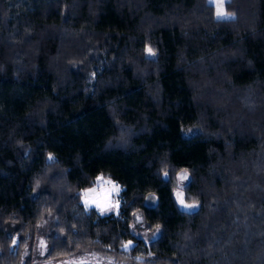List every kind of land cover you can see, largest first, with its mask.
Segmentation results:
<instances>
[{
	"label": "trees",
	"instance_id": "16d2710c",
	"mask_svg": "<svg viewBox=\"0 0 264 264\" xmlns=\"http://www.w3.org/2000/svg\"><path fill=\"white\" fill-rule=\"evenodd\" d=\"M224 7L0 0V264H264V0Z\"/></svg>",
	"mask_w": 264,
	"mask_h": 264
},
{
	"label": "rangeland",
	"instance_id": "374dc122",
	"mask_svg": "<svg viewBox=\"0 0 264 264\" xmlns=\"http://www.w3.org/2000/svg\"><path fill=\"white\" fill-rule=\"evenodd\" d=\"M207 2L209 4H211V5L214 6V8H215V18L217 19L215 0H211V2H210V0H207ZM225 2H226V0H224V4H225ZM224 9H225V7H224ZM225 12L227 13V18H223V19H219V20H225V19H229V18H232L233 17V15L230 14V13H228L226 10H225ZM183 174H186V173L185 172H181L179 174V178ZM185 180L186 179L181 180V183L185 182ZM106 181H111V180H108L106 178H98V180L96 182V186L94 188H92V189H95L96 190V193H90V190H92V189L85 190L83 192V202L85 201V198H86L85 197V193H90V196L88 197L90 199L92 195H95V194L100 193L104 188H111L112 185L118 186V184H116L113 181H111L112 184H106L105 183ZM118 187H119L120 191L118 193L113 192L112 195H111V201H112V203L113 204H116L118 202V207L112 208V209H110L108 211H104V212H101L100 211L99 213H101V215H108V214H111V213L116 214L118 212V208H119V195H120V192H121L120 186H118ZM178 193H182L181 186L180 185H179V188L176 189V191L174 193L175 198H176V201H177V204H178V206H179L180 209L188 212V211H192V210H194L196 208V204L191 205L192 207H185V205H190V204H187L185 202V200H184V205H182L180 203L179 199H178ZM183 199H184V197H183ZM86 206H87V208H90L91 206H94V204H90V205H86ZM46 230L47 229H45V231H44L45 233H46ZM132 231L137 236L143 238L145 241L153 240V239H155L158 236V231L148 232L145 229H142V228L137 227L136 225H133L132 226ZM131 246H132V244H131ZM46 251H47V247H45L44 245L42 246L41 242H39L38 245H37V249L35 251V255L37 256V258H39V260L37 261L36 264H81V260L80 259H78L76 261L75 260L74 261H68V260L67 261H63V260H59V261H54V262H44V261L40 260V258H42V256L44 255V253ZM98 263H100V260H96V259H93V258H91V259L88 258V259H85L84 260V264H98Z\"/></svg>",
	"mask_w": 264,
	"mask_h": 264
},
{
	"label": "snow or ice",
	"instance_id": "6c2138e0",
	"mask_svg": "<svg viewBox=\"0 0 264 264\" xmlns=\"http://www.w3.org/2000/svg\"><path fill=\"white\" fill-rule=\"evenodd\" d=\"M211 2V0H210ZM215 6H216V16L217 19H223L227 18V13L225 12L224 9V0H215ZM149 53L152 52L151 49L148 50ZM52 157L49 156V160H51ZM165 176H167V173H165ZM187 176L186 174L181 175L180 179L184 180L186 179ZM106 184H112L111 181H106ZM120 191L119 187L116 185H112L111 188H104L100 193L92 195L91 198L89 199L88 197L90 196V193H96L95 189L90 190V193H85V205H90L94 204L96 208H98L101 212L108 211L112 208L118 207V202L116 204H113L111 201V195L113 192L118 193ZM178 199L182 205H184V199H183V194L178 193ZM185 207H192L191 205H185ZM43 246V241L41 242ZM132 242L129 241L127 244L124 245L125 250H129ZM81 264H84L83 261H81Z\"/></svg>",
	"mask_w": 264,
	"mask_h": 264
},
{
	"label": "crops",
	"instance_id": "0c3cea01",
	"mask_svg": "<svg viewBox=\"0 0 264 264\" xmlns=\"http://www.w3.org/2000/svg\"><path fill=\"white\" fill-rule=\"evenodd\" d=\"M91 207H93L94 209H96L98 211V213L100 212V210L98 208H96L95 205L94 206H91ZM99 214H101V213H99Z\"/></svg>",
	"mask_w": 264,
	"mask_h": 264
}]
</instances>
